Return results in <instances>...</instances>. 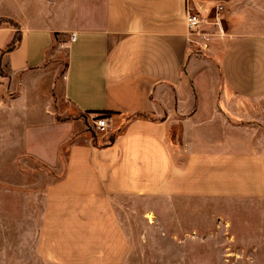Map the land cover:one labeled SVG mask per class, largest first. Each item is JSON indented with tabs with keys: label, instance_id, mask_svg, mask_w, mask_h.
Returning a JSON list of instances; mask_svg holds the SVG:
<instances>
[{
	"label": "crops",
	"instance_id": "0c3cea01",
	"mask_svg": "<svg viewBox=\"0 0 264 264\" xmlns=\"http://www.w3.org/2000/svg\"><path fill=\"white\" fill-rule=\"evenodd\" d=\"M216 1L0 0V264H129L137 218L264 199V0H218L198 54L186 10Z\"/></svg>",
	"mask_w": 264,
	"mask_h": 264
},
{
	"label": "rangeland",
	"instance_id": "374dc122",
	"mask_svg": "<svg viewBox=\"0 0 264 264\" xmlns=\"http://www.w3.org/2000/svg\"><path fill=\"white\" fill-rule=\"evenodd\" d=\"M58 46L66 47L65 43ZM1 75L7 76L4 71ZM3 91L10 96L15 93L10 84H4ZM81 116L89 123L92 137L98 141L112 138L114 132L105 134L95 128V117ZM57 117L66 120L75 115ZM183 207L178 214H163L161 222L153 212L145 219H135L129 264H264V199L200 201L194 204L192 215ZM42 255L41 248L39 262L34 264H56ZM7 264H32L31 255L21 257L9 246Z\"/></svg>",
	"mask_w": 264,
	"mask_h": 264
},
{
	"label": "built area",
	"instance_id": "2783aa9c",
	"mask_svg": "<svg viewBox=\"0 0 264 264\" xmlns=\"http://www.w3.org/2000/svg\"><path fill=\"white\" fill-rule=\"evenodd\" d=\"M226 7L222 1L202 2L195 6H188L186 10L187 37L191 49L200 54L207 48V41L214 36H223L226 31L224 28V13ZM76 39L73 33L71 40ZM95 128L108 133L110 130L109 119L105 115H96L94 119Z\"/></svg>",
	"mask_w": 264,
	"mask_h": 264
},
{
	"label": "trees",
	"instance_id": "16d2710c",
	"mask_svg": "<svg viewBox=\"0 0 264 264\" xmlns=\"http://www.w3.org/2000/svg\"><path fill=\"white\" fill-rule=\"evenodd\" d=\"M11 25L18 27V25L16 23H14L13 21H8ZM21 40V35H20V31H17V34L15 36V39L4 49L1 51L0 53V73L3 74V69L1 67V57L3 56V54L13 50L17 44L20 42ZM98 115H105L104 113H98ZM112 140V138L109 140V142ZM96 142V141H94Z\"/></svg>",
	"mask_w": 264,
	"mask_h": 264
}]
</instances>
